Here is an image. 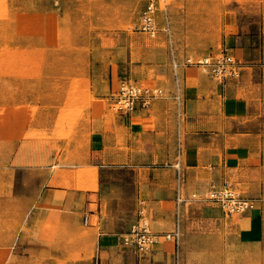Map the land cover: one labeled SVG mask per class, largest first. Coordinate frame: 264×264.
<instances>
[{
  "label": "crops",
  "instance_id": "1",
  "mask_svg": "<svg viewBox=\"0 0 264 264\" xmlns=\"http://www.w3.org/2000/svg\"><path fill=\"white\" fill-rule=\"evenodd\" d=\"M120 1L130 4L132 0L62 2L66 11L77 13L73 16L72 42L84 43L83 33L99 41L100 11L114 12L115 4ZM257 2L263 46L260 51L244 54L243 33L226 37L220 47L229 48L240 68L239 75L225 83L198 67L172 68V59L181 62L184 55L197 56L220 47L178 55L173 46L169 14L167 21L163 14L160 21L158 14L162 12L157 13L155 37L136 31L142 36L134 41L128 38L115 42L111 53L117 72L114 78L110 69L107 94L113 80L129 77L161 87L164 95L126 116L111 113L109 103L105 109L102 104L91 105L90 112L102 113L90 116L85 145L70 146L73 155L81 158L74 162L60 160V170L55 171L49 162L37 165L28 159L19 163V151L12 154V164H28L29 170H38L41 179L28 180L27 187L32 191L27 193L16 190L13 180L0 187V264L19 260L13 253L29 247L30 238L23 240V237L56 236V243L66 249V236L74 232L78 214L83 226H91L93 215L99 220L102 206L95 200L98 193L79 187L92 183L88 180L90 169L98 171L104 167L133 173L136 219L142 208L159 239L148 252L139 253L123 245L120 237L92 233V240L98 242L100 249L99 264H264V0ZM98 3L104 4V8L100 9ZM136 5L138 20L143 1L136 0ZM170 5L169 0L167 13ZM32 10L47 11L45 0ZM113 34L114 31L104 36ZM143 35L157 40H148ZM241 43L243 47L238 46ZM78 131L82 132L83 127ZM84 168L90 169L81 171ZM178 174L181 180L177 179ZM80 175L81 180L77 178ZM224 181L253 200L254 207L244 213L227 215L207 199V193L220 188ZM178 186L183 198L179 204ZM56 188L65 191L62 199L52 197ZM35 189H38L36 195ZM90 203H95V211L89 208ZM52 207L59 209L60 228L20 227L22 222L28 223L35 217L48 219ZM85 214L90 219L88 225L82 222ZM175 222L179 225L176 244L163 237V233L173 230Z\"/></svg>",
  "mask_w": 264,
  "mask_h": 264
},
{
  "label": "rangeland",
  "instance_id": "2",
  "mask_svg": "<svg viewBox=\"0 0 264 264\" xmlns=\"http://www.w3.org/2000/svg\"><path fill=\"white\" fill-rule=\"evenodd\" d=\"M42 1L0 0V187L13 180L16 190L22 193L32 191L27 182L39 181L40 173L37 169L29 170L28 164H12V154L19 151V163L28 159L37 165L49 162L55 171L60 170L62 159L74 162L81 158L73 155L70 146L85 145L90 116L102 113L90 112L91 105L102 104L104 109L109 105L106 95L110 69L114 78L117 72L111 48L115 42L128 38L134 41L142 36L135 30L136 0L130 4L120 1L114 12L100 11L99 41L83 33L84 43L78 44L72 42L73 16L77 13L65 10L62 2L66 0H45L47 11L33 12L32 8ZM257 3V0H170L168 14L176 52L181 56L186 52L218 49L226 37L241 33L246 40L244 47L242 43L238 46L244 48V54L260 51L263 41ZM98 5L104 8V4ZM161 16L159 13L160 21ZM112 31L113 35L104 36ZM81 126L82 132L78 131ZM86 169L90 168L81 171ZM88 172L92 183L79 189L98 193L95 200L102 206L99 220L93 215L91 226H83L78 214L74 232L66 236V249L56 243V236L23 237V240L30 238L29 247L13 253L19 260L4 264H99L100 249L98 242L92 240V233L96 236L104 232L116 238L129 231L137 220L135 177L131 171L117 167L98 171L92 168ZM77 178L81 180V175ZM53 182L50 181V187ZM37 192L35 189L34 194ZM64 195V190L56 188L52 197L62 199ZM89 208L95 211V203H90ZM58 217L59 209L52 207L48 219L35 217L28 223L22 222L20 227L60 228Z\"/></svg>",
  "mask_w": 264,
  "mask_h": 264
},
{
  "label": "built area",
  "instance_id": "3",
  "mask_svg": "<svg viewBox=\"0 0 264 264\" xmlns=\"http://www.w3.org/2000/svg\"><path fill=\"white\" fill-rule=\"evenodd\" d=\"M143 5L138 13V20L135 30L155 37L158 32L157 13L162 12L165 20H168L167 5L169 0H141ZM166 32L168 27L164 28ZM171 66L176 70L179 66L198 67L201 71L210 74L220 83H225L233 77L239 75V61L228 47L222 46L217 51L192 56L184 55L182 61L172 59ZM164 95V90L159 86L136 82L129 77H117L111 82L108 90L107 99L110 107L121 115L133 113L137 107H148L151 102ZM178 97V96H176ZM180 174L177 179H180ZM176 201L178 204L183 202L179 193ZM207 199L216 203L222 211L227 214H240L254 207L255 203L250 198L244 197L232 186L229 181H224L220 188L210 190ZM84 225L90 223L89 216L83 215ZM166 240L177 243L179 237V225L175 222L172 231L163 233ZM158 234L151 230L150 222L146 217L145 211L140 208L139 217L126 233L122 234L120 241L123 245L134 248L139 253L148 252L152 245L158 242Z\"/></svg>",
  "mask_w": 264,
  "mask_h": 264
}]
</instances>
